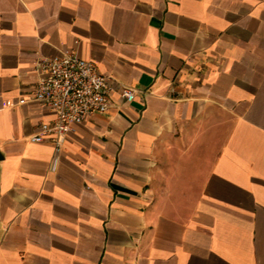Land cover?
Wrapping results in <instances>:
<instances>
[{
  "label": "crops",
  "instance_id": "0c3cea01",
  "mask_svg": "<svg viewBox=\"0 0 264 264\" xmlns=\"http://www.w3.org/2000/svg\"><path fill=\"white\" fill-rule=\"evenodd\" d=\"M63 52L114 83L56 154ZM0 264H264V0H0Z\"/></svg>",
  "mask_w": 264,
  "mask_h": 264
},
{
  "label": "built area",
  "instance_id": "2783aa9c",
  "mask_svg": "<svg viewBox=\"0 0 264 264\" xmlns=\"http://www.w3.org/2000/svg\"><path fill=\"white\" fill-rule=\"evenodd\" d=\"M37 82L32 101L51 112L53 118L39 125V132L31 136L32 143L49 142L56 154L74 128L83 122L106 114L110 109L109 96L113 79L102 74L92 61L74 52H63L55 58L39 59L34 68ZM124 104L135 100L136 92L122 86L118 92Z\"/></svg>",
  "mask_w": 264,
  "mask_h": 264
}]
</instances>
